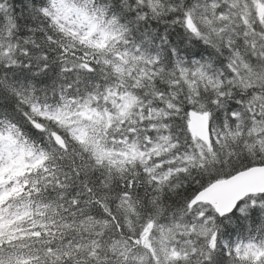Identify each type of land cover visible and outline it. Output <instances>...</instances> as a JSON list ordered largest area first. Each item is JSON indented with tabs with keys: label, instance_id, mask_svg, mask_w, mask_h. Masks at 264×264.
I'll list each match as a JSON object with an SVG mask.
<instances>
[{
	"label": "snow or ice",
	"instance_id": "6c2138e0",
	"mask_svg": "<svg viewBox=\"0 0 264 264\" xmlns=\"http://www.w3.org/2000/svg\"><path fill=\"white\" fill-rule=\"evenodd\" d=\"M0 264H264V0H0Z\"/></svg>",
	"mask_w": 264,
	"mask_h": 264
}]
</instances>
